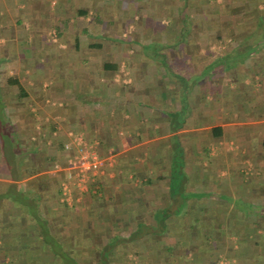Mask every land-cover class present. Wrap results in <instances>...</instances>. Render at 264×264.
<instances>
[{"label":"crops","instance_id":"1","mask_svg":"<svg viewBox=\"0 0 264 264\" xmlns=\"http://www.w3.org/2000/svg\"><path fill=\"white\" fill-rule=\"evenodd\" d=\"M263 12L0 0V264H264Z\"/></svg>","mask_w":264,"mask_h":264},{"label":"built area","instance_id":"2","mask_svg":"<svg viewBox=\"0 0 264 264\" xmlns=\"http://www.w3.org/2000/svg\"><path fill=\"white\" fill-rule=\"evenodd\" d=\"M76 154L69 161V167L80 178V186L86 182L89 173L99 172L104 166V160L91 149L82 136L74 138ZM68 147V146H67ZM70 148V147H68Z\"/></svg>","mask_w":264,"mask_h":264},{"label":"trees","instance_id":"3","mask_svg":"<svg viewBox=\"0 0 264 264\" xmlns=\"http://www.w3.org/2000/svg\"><path fill=\"white\" fill-rule=\"evenodd\" d=\"M263 14H264V12H263ZM260 23H262V22H260ZM183 25H184V28H186L185 27V22L183 23ZM263 25H264V23H263ZM261 30L263 31L262 32L263 35L258 36V38H256L254 40V44L252 46L253 47L252 49H254V47H259V46H263L264 47V26H263V28ZM239 51L236 52V53H231L230 55H228L225 58L224 64H225V68L226 69L227 68L229 69V68L233 67V64H235V61H236V63H238V62H244L245 60H247L250 57V54H252V51L250 50V48H247L246 50L241 51V53H239ZM210 70L211 71L208 72L209 73L208 75L211 76V75H213V69H212V67H210ZM184 113H185V111L183 110L182 113H181V116H179L180 119L178 120L179 121V124L178 125L175 126L174 124H172L175 131L181 130V128L184 127L185 122H186V118L183 116ZM172 121H173V118H172ZM177 145H178V149H180V142H179L178 137H177ZM180 152L181 151L179 150L178 153H177V155L180 156L181 155Z\"/></svg>","mask_w":264,"mask_h":264},{"label":"rangeland","instance_id":"4","mask_svg":"<svg viewBox=\"0 0 264 264\" xmlns=\"http://www.w3.org/2000/svg\"><path fill=\"white\" fill-rule=\"evenodd\" d=\"M227 46H229V45H227ZM214 56V55H213Z\"/></svg>","mask_w":264,"mask_h":264}]
</instances>
